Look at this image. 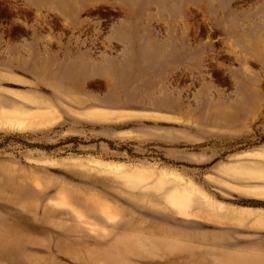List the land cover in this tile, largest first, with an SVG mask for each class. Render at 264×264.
<instances>
[{
    "label": "rangeland",
    "instance_id": "374dc122",
    "mask_svg": "<svg viewBox=\"0 0 264 264\" xmlns=\"http://www.w3.org/2000/svg\"><path fill=\"white\" fill-rule=\"evenodd\" d=\"M0 264H264V0H0Z\"/></svg>",
    "mask_w": 264,
    "mask_h": 264
},
{
    "label": "bare ground",
    "instance_id": "6f19581e",
    "mask_svg": "<svg viewBox=\"0 0 264 264\" xmlns=\"http://www.w3.org/2000/svg\"><path fill=\"white\" fill-rule=\"evenodd\" d=\"M7 99H8V97H7ZM6 101V100H5ZM8 105V104H7Z\"/></svg>",
    "mask_w": 264,
    "mask_h": 264
}]
</instances>
